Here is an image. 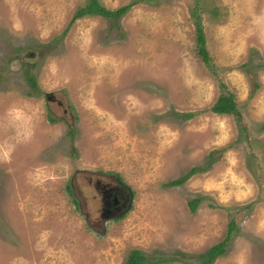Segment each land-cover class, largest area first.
I'll return each instance as SVG.
<instances>
[{"label": "rangeland", "instance_id": "1", "mask_svg": "<svg viewBox=\"0 0 264 264\" xmlns=\"http://www.w3.org/2000/svg\"><path fill=\"white\" fill-rule=\"evenodd\" d=\"M99 1L134 4L0 0V264H192L231 221L214 264H264V0ZM226 90L240 117L211 111Z\"/></svg>", "mask_w": 264, "mask_h": 264}, {"label": "trees", "instance_id": "2", "mask_svg": "<svg viewBox=\"0 0 264 264\" xmlns=\"http://www.w3.org/2000/svg\"><path fill=\"white\" fill-rule=\"evenodd\" d=\"M134 4V3H133ZM132 3L119 7L117 9H109L102 5L99 0H89V2L80 9L73 20L82 18L84 16H94V15H101L103 17L109 18V19H120L125 13L128 12V10L133 6ZM196 19V41L198 44V52L202 58V60L206 63V65L212 67L213 61L212 57L209 53V50L206 46V38L205 33L203 29L202 22L200 21V17L195 12L194 15ZM27 81L31 85L33 89H37V82L36 79L30 75L27 76ZM211 111L215 114L219 115H234V116H241L237 103L235 101V96L233 93H230L229 91H224L217 99L215 104L211 107ZM192 114H189L188 117H191ZM206 170L205 168L201 167H195L191 169L185 176L171 182L170 184L172 186L174 185H180L184 183L190 176L197 174L198 172ZM118 180L122 181L119 176L117 175ZM123 182V181H122ZM199 202V199L194 200L190 203L191 209L194 211L197 204ZM236 229L235 223L233 221L230 222L228 227V232L225 237V239L215 245H213L209 250H207L204 253H201L199 255H196V258H193L192 264H214V261L224 255L227 252L228 244L231 241L232 233ZM171 260H184L181 258H174ZM156 261L149 259L142 253L140 250L134 249L129 253L128 259L125 262V264H154Z\"/></svg>", "mask_w": 264, "mask_h": 264}, {"label": "flooded vegetation", "instance_id": "3", "mask_svg": "<svg viewBox=\"0 0 264 264\" xmlns=\"http://www.w3.org/2000/svg\"><path fill=\"white\" fill-rule=\"evenodd\" d=\"M102 187V216L108 220L116 218L124 213L131 204V191L120 180Z\"/></svg>", "mask_w": 264, "mask_h": 264}]
</instances>
